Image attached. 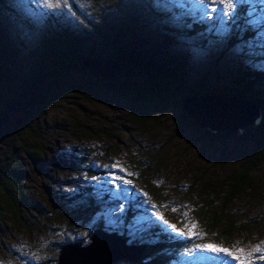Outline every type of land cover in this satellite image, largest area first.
Returning a JSON list of instances; mask_svg holds the SVG:
<instances>
[{"label": "rangeland", "instance_id": "374dc122", "mask_svg": "<svg viewBox=\"0 0 264 264\" xmlns=\"http://www.w3.org/2000/svg\"><path fill=\"white\" fill-rule=\"evenodd\" d=\"M8 1L19 18L0 22L16 52L0 60V154L21 153L29 137L28 148L42 155L36 164L22 159L25 206L0 216V264H55L61 246H86L95 229L146 248L134 263L113 264H264V161L226 204L251 143L242 134H205L175 107L192 92L231 98L238 69L264 73V0ZM188 17L204 31L184 32ZM59 29L99 59L100 35L120 31L152 63L183 61V78L162 77L161 105L141 118L100 88L69 96L76 85L96 86L80 69H52L45 50ZM30 68L31 89L20 76ZM149 71L140 63L111 83L141 86ZM250 96L264 152V80Z\"/></svg>", "mask_w": 264, "mask_h": 264}, {"label": "trees", "instance_id": "16d2710c", "mask_svg": "<svg viewBox=\"0 0 264 264\" xmlns=\"http://www.w3.org/2000/svg\"><path fill=\"white\" fill-rule=\"evenodd\" d=\"M251 5L250 0H245V5ZM14 8L10 6L8 0H0V22H5L7 18L5 15H12L14 18H19V15L14 12ZM158 14L156 11H154ZM160 15V14H159ZM184 18V17H182ZM183 22L188 28H184V32L201 33L204 30L200 23L194 22L188 18L183 19ZM61 29V28H60ZM55 34L52 42L48 43L46 47V54L49 57L50 65L53 70L59 73L80 72L89 76L95 81L96 88H86L83 85H76L66 91L69 96L85 97L93 95L92 92L95 89H101L105 92L115 95L120 100L126 103V105L134 110H137V116L139 118L146 115V113L161 105V100L164 97V90L160 80L162 77L180 80L183 78L184 62L177 60L170 64L171 66H165L163 63L156 64L149 60L152 57L150 53L147 57L138 56L135 51L125 45L123 40V33L120 31L100 35V41L104 48V59H99L95 54L88 55V52H82L85 43L78 40L75 36H72L66 32V30H60ZM9 37L5 34V29L0 26V60H10L11 57H15V48L11 44H8ZM83 53V54H81ZM84 58H95L100 61H111L115 63L120 73L123 75L133 67L138 65H150V71L145 76L141 86H127L121 83L114 85L111 81L104 82L97 78L96 75L82 70L78 67V61ZM37 70L30 68L24 73H20L22 80L29 89L33 88L36 82ZM237 84L239 85V92L231 95V98L238 99L240 101L254 104L258 107V102L255 97L250 96V92L258 87L261 81L264 80V73L249 70L247 67L238 69ZM113 81V80H112ZM194 97L203 98L206 97L205 92H192ZM176 110L184 111L181 108L180 102L175 105ZM185 115V113H184ZM186 117V115H185ZM187 118V117H186ZM188 119V118H187ZM190 120V119H189ZM192 123L193 121L190 120ZM260 121L249 132H243L242 135L247 137L251 143V152L240 163L236 173L232 176L228 183L226 204L236 196V194L243 188L244 184L248 181L253 170L258 167L262 161H264V152L261 134L258 132L260 128ZM194 124V123H193ZM195 125V124H194ZM196 126V125H195ZM197 127V126H196ZM198 128V127H197ZM200 129V128H199ZM203 133L210 134L211 132L202 129ZM213 134V133H211ZM216 134V133H215ZM221 138H228V133H217ZM231 136V135H230ZM32 139L29 137L22 139L21 153H14L11 155L0 154V216H15L19 213V209L27 203L25 197V188L23 182L25 181V169L22 159L31 164H36V161L41 160L42 153L37 152L33 147L28 148L27 143ZM34 143V142H33ZM219 222L216 217L210 218V224L207 225L209 230H216ZM226 232L230 231L227 227ZM142 254L146 252V248L143 245H138ZM165 249V247L154 246L149 250Z\"/></svg>", "mask_w": 264, "mask_h": 264}, {"label": "water", "instance_id": "95a60500", "mask_svg": "<svg viewBox=\"0 0 264 264\" xmlns=\"http://www.w3.org/2000/svg\"><path fill=\"white\" fill-rule=\"evenodd\" d=\"M78 67L96 75L104 82L112 81L120 74V69L115 63L95 58L80 59ZM229 101H235L244 108H236L235 104L232 105ZM180 105L186 117L198 128L213 134L228 133L237 136L253 128L254 122L259 118L258 108L254 104L233 98L191 96L183 98ZM124 243L125 239L120 236L95 229L88 245L81 247L79 242H74L61 246L55 264H113L121 260L136 262L142 254L140 247Z\"/></svg>", "mask_w": 264, "mask_h": 264}, {"label": "snow or ice", "instance_id": "6c2138e0", "mask_svg": "<svg viewBox=\"0 0 264 264\" xmlns=\"http://www.w3.org/2000/svg\"><path fill=\"white\" fill-rule=\"evenodd\" d=\"M204 0H201V3H203ZM221 2H224V0H221ZM227 3L229 6H231L232 0H227ZM174 227V226H173ZM209 249L216 250L215 246L213 245H208L207 246ZM220 251H226V249H219Z\"/></svg>", "mask_w": 264, "mask_h": 264}, {"label": "bare ground", "instance_id": "6f19581e", "mask_svg": "<svg viewBox=\"0 0 264 264\" xmlns=\"http://www.w3.org/2000/svg\"><path fill=\"white\" fill-rule=\"evenodd\" d=\"M257 121H255V123H256Z\"/></svg>", "mask_w": 264, "mask_h": 264}]
</instances>
